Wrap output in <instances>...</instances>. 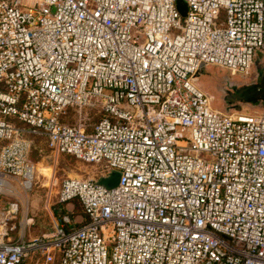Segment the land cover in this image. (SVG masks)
I'll use <instances>...</instances> for the list:
<instances>
[{"label": "built area", "instance_id": "1", "mask_svg": "<svg viewBox=\"0 0 264 264\" xmlns=\"http://www.w3.org/2000/svg\"><path fill=\"white\" fill-rule=\"evenodd\" d=\"M177 1L0 0L1 178L32 188L28 136L119 174L64 179L54 233L0 237V264H264V112L213 109L195 81L250 79L264 0ZM96 107L89 133L61 121Z\"/></svg>", "mask_w": 264, "mask_h": 264}, {"label": "rangeland", "instance_id": "2", "mask_svg": "<svg viewBox=\"0 0 264 264\" xmlns=\"http://www.w3.org/2000/svg\"><path fill=\"white\" fill-rule=\"evenodd\" d=\"M23 5H31L35 0H20ZM178 11L184 17L187 6L183 0L177 1ZM261 55L257 54L251 69L250 79L242 75L232 76L229 72L215 67H203L196 73V83L210 98L211 107L222 113H249L261 115L264 104L238 101L232 98L235 89L252 85L255 82L256 71L264 68ZM231 82L233 84H231ZM100 108L87 110L68 109L61 117L63 124L83 129L89 133L100 119ZM18 127L21 124L16 123ZM27 138L31 141L28 155L29 161L36 169L33 186L29 191L24 190L11 178H5L11 189L0 194V237L4 240L30 241L51 236L56 227L57 215L55 213L57 191L60 183L66 178L90 179L100 181L102 168L100 164H87L70 156L58 155L48 146L45 138L41 136ZM6 143L0 141V150ZM16 206V213L13 206ZM66 212L73 211L75 222H80L82 214L80 207L65 205ZM7 235L3 236V234ZM22 264H45L40 251L31 253ZM57 264V259L52 263Z\"/></svg>", "mask_w": 264, "mask_h": 264}, {"label": "water", "instance_id": "3", "mask_svg": "<svg viewBox=\"0 0 264 264\" xmlns=\"http://www.w3.org/2000/svg\"><path fill=\"white\" fill-rule=\"evenodd\" d=\"M262 56V55H261ZM261 61L264 63V57H261ZM257 78L252 85L243 86L239 89H235L232 94V98L238 101H244L246 103L256 104L261 102L264 104V68L256 71ZM231 84H233L231 82ZM119 182V174L114 172L108 178L100 179L99 183L107 188H114Z\"/></svg>", "mask_w": 264, "mask_h": 264}, {"label": "bare ground", "instance_id": "4", "mask_svg": "<svg viewBox=\"0 0 264 264\" xmlns=\"http://www.w3.org/2000/svg\"><path fill=\"white\" fill-rule=\"evenodd\" d=\"M35 173H36V169L34 167V178H35ZM10 189H11V187H10V184L7 182V180L2 179L1 176H0V192L1 193H6V191H8ZM13 212H15V210Z\"/></svg>", "mask_w": 264, "mask_h": 264}, {"label": "crops", "instance_id": "5", "mask_svg": "<svg viewBox=\"0 0 264 264\" xmlns=\"http://www.w3.org/2000/svg\"><path fill=\"white\" fill-rule=\"evenodd\" d=\"M212 96H210L209 98H211ZM212 99V98H211Z\"/></svg>", "mask_w": 264, "mask_h": 264}]
</instances>
